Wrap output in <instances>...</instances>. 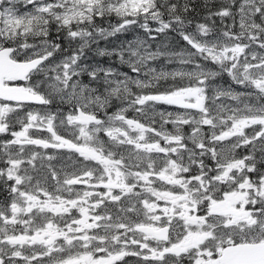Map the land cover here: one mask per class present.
I'll list each match as a JSON object with an SVG mask.
<instances>
[{"label":"rangeland","instance_id":"1","mask_svg":"<svg viewBox=\"0 0 264 264\" xmlns=\"http://www.w3.org/2000/svg\"><path fill=\"white\" fill-rule=\"evenodd\" d=\"M262 2L242 0L234 23L220 31L177 30L201 61L169 66L159 44L149 46L144 36L128 33L134 22L148 26L135 21L140 13L164 24L151 0H0V46L11 45L14 58L43 56L25 87L45 98L43 103L0 100V171L14 176L15 189L0 206V253L7 263L40 258L45 245L30 233L41 229L48 213V228L60 229L55 218L77 206L72 200L79 196L83 220L93 217L113 226L137 222L166 211L156 206L165 202L172 212H181L171 218L177 223L193 214L184 187L218 186L223 179L228 192L240 198V207L256 202L255 210L241 215L244 220L228 222V236L264 238V15L260 22L247 15ZM108 6L129 15L128 20L121 17L92 30L81 26L93 10ZM48 17L67 23L69 33L59 37L70 40L67 44L25 39L27 29L45 28L41 24ZM113 33L123 35L122 41L113 43ZM155 54L166 58L160 64ZM186 90L198 95L186 98L189 105L165 101ZM75 106L91 118L76 121ZM206 149L216 153L208 161L200 158ZM50 172L56 188L68 192L61 210L41 204ZM165 217L162 213L159 220ZM87 228L84 223L78 228L82 256L93 251L92 241L83 236Z\"/></svg>","mask_w":264,"mask_h":264},{"label":"flooded vegetation","instance_id":"2","mask_svg":"<svg viewBox=\"0 0 264 264\" xmlns=\"http://www.w3.org/2000/svg\"><path fill=\"white\" fill-rule=\"evenodd\" d=\"M15 82L14 80L11 81ZM3 102H11L9 100L1 99ZM75 112V108H74ZM76 115V112H75ZM75 119V118H74ZM132 125V123H130ZM141 125V124H139ZM142 126V125H141ZM37 142V141H35ZM40 143V142H39ZM216 146V145H214ZM210 149H206V152ZM215 150L207 156L201 153L200 158L206 159L215 157ZM1 159V158H0ZM27 161L25 159H20ZM21 162V161H20ZM28 162V161H27ZM195 163V161H194ZM25 168L29 166H24ZM192 172L194 170L192 169ZM3 174L10 182L11 186H6L7 182L3 180ZM190 174V172H188ZM54 172L46 177L44 181L45 192L43 194L44 205H49L52 209L61 210L60 203H65V191L59 188ZM13 177L9 174H4L0 171V206L5 205L4 201L8 197H12L15 191L13 187ZM31 178V177H30ZM180 179V177H179ZM74 181L73 179L71 180ZM16 182V181H15ZM59 182V181H58ZM17 183V182H16ZM175 188V181H173ZM218 186H186L184 187L187 194L190 195L189 208L192 209L193 214L190 219L179 220L177 223L172 221L175 214L181 212H172V205L164 203H157V205L166 211L151 213L137 222H129L113 226L112 221L105 222V224L97 222L98 219L87 218L83 220V206L81 204V197L74 198L72 201L77 202V206H73L69 212H64L59 218H55L57 226L48 228L47 222L52 218L47 214V219L41 223V229H37L35 235L30 233L33 238H40L45 245V249L37 260L29 259L27 264H223L220 258L221 248L224 245L241 242L264 240L260 237L238 236L236 232L228 236L227 224L234 221H242L241 215L252 212L256 209V202L252 205L239 206L240 201L237 195L233 192H228L226 181H218ZM72 185L71 187H74ZM205 187V188H204ZM48 188V189H47ZM53 189L54 196H50ZM204 189L206 191H203ZM70 194H74L73 188H70ZM216 193L217 195L207 197L203 196L197 198L196 194ZM235 195V196H234ZM220 199H227L234 208L233 212L229 213H214L209 210V204ZM68 203H70L67 200ZM139 203V202H138ZM137 204V203H136ZM187 207L186 203L183 204ZM68 207V206H65ZM11 209V239L13 241V202L10 203ZM42 209V208H41ZM47 210V209H45ZM162 213L166 216L165 219L159 220ZM139 214H137L138 216ZM234 220L232 221V219ZM230 219V220H228ZM246 219H249L247 217ZM189 220V221H188ZM82 223L87 228V241H92L89 249L92 253L88 256L80 254L82 245L78 242L82 238L81 230L73 228L74 224ZM69 227V228H67ZM73 228V229H72ZM236 230V229H234ZM70 233H69V232ZM29 233V232H28ZM17 239V238H16ZM95 244V245H94ZM103 244L102 246H100ZM130 249H133L130 251ZM37 251V250H36ZM38 252V251H37ZM53 257L51 258V256ZM94 255L96 258H93ZM135 257V261H128L129 256ZM105 257L103 259L102 257ZM121 257V258H120ZM0 264H9L0 253Z\"/></svg>","mask_w":264,"mask_h":264},{"label":"trees","instance_id":"3","mask_svg":"<svg viewBox=\"0 0 264 264\" xmlns=\"http://www.w3.org/2000/svg\"><path fill=\"white\" fill-rule=\"evenodd\" d=\"M241 1L242 0H151L152 6L156 10L155 15H158L160 20L164 21V24L160 25L156 19L149 20V18L144 19L145 17L140 18L139 15H145L144 13H140L135 15V21L148 22V26L146 27L143 23L136 24V22H134L133 28H131L128 33L136 32L140 36H144V40L147 41L149 46L153 47L155 44H159L162 51L168 53L166 54L167 61L164 64L169 66H193L201 61L200 57L193 53L195 48L190 41L184 40L177 30L182 28L194 29L199 26H204L211 31L223 30L230 22L234 23L237 9ZM260 14L264 15V2L257 3L252 9V13H248L247 15L252 16L250 17L251 20L260 22ZM90 15V18L84 19L81 22V26L85 25L86 28L90 30L99 27L106 28L121 17H126V20H128L129 17V15H120L112 6L100 7L99 9L93 10ZM41 26L45 28L35 30L33 28L34 26L31 25L33 29H27L25 33H23L25 39L37 43H44L47 39H51L53 43H62V45L70 41L66 38L65 41L59 39L61 36L66 37L65 34L69 33L67 23H56L55 19L48 17L46 22L42 23ZM69 27L71 29V24H69ZM109 35L115 36V42L113 43L122 41L123 35L117 36L115 33ZM19 37L20 35H16L15 41H18ZM154 56L160 64V60L166 58L160 54H155ZM34 78L35 75L30 74L27 81H33ZM176 80L178 81V79ZM156 88L163 89L161 86ZM169 103L175 104L173 102ZM211 152L212 150L204 152V154L208 153L209 155Z\"/></svg>","mask_w":264,"mask_h":264},{"label":"water","instance_id":"4","mask_svg":"<svg viewBox=\"0 0 264 264\" xmlns=\"http://www.w3.org/2000/svg\"><path fill=\"white\" fill-rule=\"evenodd\" d=\"M12 46H0V98L18 102L43 103L45 98L39 93L27 89L23 81L26 75L43 59L42 55L28 58H13L10 56ZM15 80L16 82H11ZM196 95V90H187L167 96L166 99L178 105H186L185 97ZM198 98V96H197ZM76 121H88L92 114L76 106ZM209 210L214 213L233 212L227 199H220L209 204ZM220 258L223 264H264V240L241 241L224 245Z\"/></svg>","mask_w":264,"mask_h":264},{"label":"bare ground","instance_id":"5","mask_svg":"<svg viewBox=\"0 0 264 264\" xmlns=\"http://www.w3.org/2000/svg\"><path fill=\"white\" fill-rule=\"evenodd\" d=\"M12 49H13V47H12Z\"/></svg>","mask_w":264,"mask_h":264}]
</instances>
